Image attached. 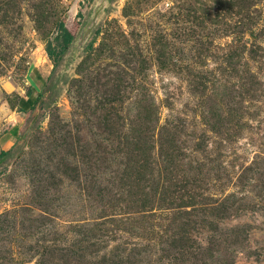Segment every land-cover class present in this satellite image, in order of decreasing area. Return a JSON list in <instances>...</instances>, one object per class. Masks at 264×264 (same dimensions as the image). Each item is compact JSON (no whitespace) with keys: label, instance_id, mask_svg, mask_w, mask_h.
I'll return each mask as SVG.
<instances>
[{"label":"rangeland","instance_id":"rangeland-1","mask_svg":"<svg viewBox=\"0 0 264 264\" xmlns=\"http://www.w3.org/2000/svg\"><path fill=\"white\" fill-rule=\"evenodd\" d=\"M208 248L264 264V0H0V264Z\"/></svg>","mask_w":264,"mask_h":264},{"label":"trees","instance_id":"trees-1","mask_svg":"<svg viewBox=\"0 0 264 264\" xmlns=\"http://www.w3.org/2000/svg\"><path fill=\"white\" fill-rule=\"evenodd\" d=\"M48 50V49H47ZM145 126L141 127V128H144ZM132 128V127H130ZM146 128V127H145ZM149 130H151L150 126H149ZM169 140L167 141H164V144L165 146H161L158 144V149L157 151L159 152L157 155H156V158L157 161L159 162H164L166 165H165V169H167L169 166H175V161H176V148L175 146L172 144V140ZM159 143V142H158ZM139 145L140 143L138 144H135V148L136 150L139 149ZM146 146V143H145V140L141 143V147H140V151H142ZM135 148H132V149H127V146H126V150L123 151V154L126 158V160H124L122 162V165L123 167L127 166L128 167L126 168V173H130L131 172V169L133 168V172L136 174V175H139V177H133L134 178V182L138 183L139 185H142L143 184V181H144V173L148 172H153L155 169L157 170V166H152L155 164L154 160L153 159H150L148 157V155L144 156V155H139V153L135 150ZM83 152V151H82ZM120 152V151H119ZM78 154L85 159V155L84 153H80V151H78ZM158 156V158H157ZM134 163V165L132 166L131 164L129 163ZM132 166V167H131ZM166 172H168L166 170ZM131 174V173H130ZM131 176V175H130ZM166 182L168 180H165ZM159 186H162V185H158V186H152V185H149L148 189L154 193H158V191H156V189L159 188ZM160 190H163V188H160ZM168 189H166L165 191H167ZM140 201L142 203H144L143 200L140 199ZM208 250H210L209 252V256L207 258H211V262L210 263H207V264H233V260L229 257V256H226V258H224V254H217L213 248H208Z\"/></svg>","mask_w":264,"mask_h":264}]
</instances>
